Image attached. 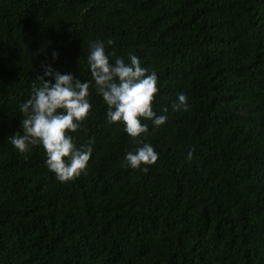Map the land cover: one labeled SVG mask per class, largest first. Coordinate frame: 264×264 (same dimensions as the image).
I'll return each instance as SVG.
<instances>
[{"label": "trees", "instance_id": "obj_1", "mask_svg": "<svg viewBox=\"0 0 264 264\" xmlns=\"http://www.w3.org/2000/svg\"><path fill=\"white\" fill-rule=\"evenodd\" d=\"M97 40L156 72L158 158L127 166L93 85L71 133L91 157L60 182L8 138L43 66L91 79ZM0 264H264V0H0Z\"/></svg>", "mask_w": 264, "mask_h": 264}, {"label": "clouds", "instance_id": "obj_2", "mask_svg": "<svg viewBox=\"0 0 264 264\" xmlns=\"http://www.w3.org/2000/svg\"><path fill=\"white\" fill-rule=\"evenodd\" d=\"M107 44L111 45L112 40ZM105 48L103 41L90 42L87 65L91 79L83 82L70 72H56L50 65H44L43 75L38 77L43 83L34 84L29 98L18 105L23 116L20 120L23 134L16 131L8 141L20 153L27 152L30 146H41L46 167L60 182L79 176L91 157V140L77 147L71 133L78 130L92 107L89 89L93 85L107 106V122L122 124L124 132L137 144L124 155L127 166L137 169L144 165L142 170L147 171V166L158 158L154 147L141 139L149 132L145 121H151L155 130L167 120L166 115H157L153 109L159 91L157 74L148 72L136 55L130 54L127 60L111 58ZM58 58L59 54L53 52L52 59ZM172 108L174 111L188 108L183 93L178 95Z\"/></svg>", "mask_w": 264, "mask_h": 264}]
</instances>
